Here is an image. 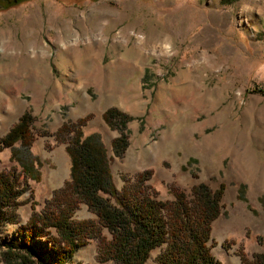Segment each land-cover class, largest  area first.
I'll return each instance as SVG.
<instances>
[{
    "label": "rangeland",
    "instance_id": "obj_1",
    "mask_svg": "<svg viewBox=\"0 0 264 264\" xmlns=\"http://www.w3.org/2000/svg\"><path fill=\"white\" fill-rule=\"evenodd\" d=\"M112 105L128 115L120 157L110 146L118 130L101 117ZM25 109L38 177L19 186L16 221L0 224V252L68 178L55 131L86 114L82 132L99 134L117 189L145 168L158 198L222 183L210 252L220 264L264 252V0H0V135ZM8 152L0 169L12 164ZM73 216L95 219L84 203ZM50 230L32 237L28 264H51ZM17 261L0 253V264ZM64 264L114 263L99 261L90 238Z\"/></svg>",
    "mask_w": 264,
    "mask_h": 264
},
{
    "label": "trees",
    "instance_id": "obj_2",
    "mask_svg": "<svg viewBox=\"0 0 264 264\" xmlns=\"http://www.w3.org/2000/svg\"><path fill=\"white\" fill-rule=\"evenodd\" d=\"M101 117L118 130L110 146L114 155L122 156L127 145L124 130L127 113L112 105L103 109ZM87 118L88 114L62 122L56 129L55 134L62 137L69 157L68 178L52 190L38 210H31L25 224L20 226L21 239L13 236L2 242L1 257L8 260L16 257V264L33 263L30 254L34 250L29 247L32 237L52 229L54 234L49 236L45 248L51 264H64L76 246L90 238L97 239L99 261L146 264L150 249L162 245L154 264H220L209 246L211 223L221 208L223 184L212 189L199 182L190 186L188 192L175 188L171 198H158L147 182L152 170L145 168L117 189L99 134L82 132ZM31 124V116L25 109L0 135V151L7 148V158L12 162L0 169V224L16 221L19 186L26 183V176L38 177L32 173ZM80 203L95 214L94 220L73 216ZM101 228L106 229L108 237L101 233ZM239 256L240 264H264V252L248 258L241 251Z\"/></svg>",
    "mask_w": 264,
    "mask_h": 264
}]
</instances>
